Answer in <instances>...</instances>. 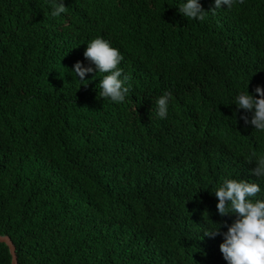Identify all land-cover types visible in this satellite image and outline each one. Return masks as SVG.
<instances>
[{
    "label": "trees",
    "instance_id": "1",
    "mask_svg": "<svg viewBox=\"0 0 264 264\" xmlns=\"http://www.w3.org/2000/svg\"><path fill=\"white\" fill-rule=\"evenodd\" d=\"M63 3L52 17L48 0H0V233L18 264H227L222 235L201 231L236 218L216 210L224 178L264 189L247 163L264 132L232 104L264 87V0L202 21L181 0ZM97 36L123 55L122 103L99 96L94 66L86 85L72 72ZM0 264H12L3 242Z\"/></svg>",
    "mask_w": 264,
    "mask_h": 264
},
{
    "label": "clouds",
    "instance_id": "2",
    "mask_svg": "<svg viewBox=\"0 0 264 264\" xmlns=\"http://www.w3.org/2000/svg\"><path fill=\"white\" fill-rule=\"evenodd\" d=\"M48 2L51 4L52 17H60L66 12L63 0ZM234 2L236 0H213V7L205 11L200 0H181L177 10L186 18L202 21L206 14L214 15L219 9L231 8ZM239 2L243 3V0ZM83 56L89 61L88 64L76 61L72 66V72L76 79L79 78L80 85L88 83L85 76L95 68L96 72L104 74L98 83L99 96L117 104L124 102L129 96L131 85L128 83L130 78L119 67L123 60L120 50L111 46L108 40L97 36L86 44ZM253 91L256 95L247 90L238 92L232 104L244 110L240 119L245 125L250 124L257 131L264 132V87L257 85ZM173 99L171 91H164L156 98L158 118L167 117ZM253 162L255 167L250 169L251 173L257 179L264 178V156L250 155L247 163ZM211 193L217 198L218 214L222 217L235 214L236 218L231 224H225L227 230L222 233L220 224L212 222L214 226L204 228L201 231L203 235L210 238L222 235L219 250L227 264H264V197L255 198L258 193H264V189L256 182L224 178Z\"/></svg>",
    "mask_w": 264,
    "mask_h": 264
},
{
    "label": "water",
    "instance_id": "3",
    "mask_svg": "<svg viewBox=\"0 0 264 264\" xmlns=\"http://www.w3.org/2000/svg\"><path fill=\"white\" fill-rule=\"evenodd\" d=\"M0 242L5 243L10 251L11 254V263L18 264L17 254H16V246L12 241L11 237L8 234H1L0 233Z\"/></svg>",
    "mask_w": 264,
    "mask_h": 264
}]
</instances>
